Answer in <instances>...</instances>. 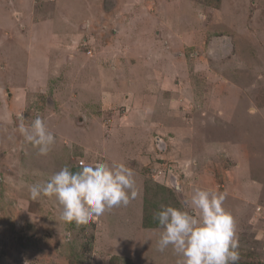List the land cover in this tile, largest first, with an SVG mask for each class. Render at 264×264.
<instances>
[{"label":"rangeland","instance_id":"374dc122","mask_svg":"<svg viewBox=\"0 0 264 264\" xmlns=\"http://www.w3.org/2000/svg\"><path fill=\"white\" fill-rule=\"evenodd\" d=\"M81 161L125 163L137 196L80 225L31 197ZM197 188L226 194L237 264H264V0H0V264H177L154 214Z\"/></svg>","mask_w":264,"mask_h":264},{"label":"clouds","instance_id":"9594fccd","mask_svg":"<svg viewBox=\"0 0 264 264\" xmlns=\"http://www.w3.org/2000/svg\"><path fill=\"white\" fill-rule=\"evenodd\" d=\"M19 132L24 140L46 156L55 135L37 115L30 124L20 114ZM30 195L55 197L67 223L88 224L114 207L127 206L137 196L135 173L123 162L85 163L78 171L64 166L47 181L30 186ZM225 193L197 188L190 202L176 208L162 205L154 214L163 229L157 242L164 252L169 246L181 258L177 264H237L236 223L223 207Z\"/></svg>","mask_w":264,"mask_h":264},{"label":"crops","instance_id":"0c3cea01","mask_svg":"<svg viewBox=\"0 0 264 264\" xmlns=\"http://www.w3.org/2000/svg\"><path fill=\"white\" fill-rule=\"evenodd\" d=\"M109 69H110V68H109ZM110 70H111V69H110ZM107 81L110 82V83H112V82H113V83L117 82L116 80L113 81L112 76H110V74H109L108 77H107ZM120 81H121V80H119L118 82L121 83ZM126 81H127V80H126ZM126 90H127V89H125V90H123V91H119V90H118V91H110V92H111V93H112V92H117L116 95H118V94H122V92H124V91H126ZM125 97H126V95H125ZM126 98H127V97H126ZM128 98H129V97H128ZM126 101H127V99H126Z\"/></svg>","mask_w":264,"mask_h":264}]
</instances>
